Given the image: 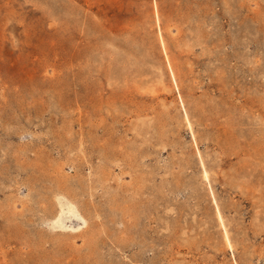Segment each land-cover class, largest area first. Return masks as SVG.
Here are the masks:
<instances>
[{
  "label": "rangeland",
  "instance_id": "rangeland-1",
  "mask_svg": "<svg viewBox=\"0 0 264 264\" xmlns=\"http://www.w3.org/2000/svg\"><path fill=\"white\" fill-rule=\"evenodd\" d=\"M0 264H264V0H0Z\"/></svg>",
  "mask_w": 264,
  "mask_h": 264
},
{
  "label": "bare ground",
  "instance_id": "bare-ground-1",
  "mask_svg": "<svg viewBox=\"0 0 264 264\" xmlns=\"http://www.w3.org/2000/svg\"><path fill=\"white\" fill-rule=\"evenodd\" d=\"M62 197V196H61ZM59 198V197H58ZM60 199V198H59ZM63 199V198H62ZM61 199V200H62ZM60 201V200H59ZM62 202V201H61ZM58 203V202H57ZM64 203V202H63ZM65 205V204H64ZM61 206V205H60ZM70 208H71V206H70ZM66 213V212H65ZM76 213H78L79 214V212L78 211H76ZM59 217V216H58ZM78 218V217H77ZM79 219H83L84 220V218L81 216V215H79ZM56 221V220H55ZM81 221V220H80ZM46 222V221H45ZM69 223V222H68ZM57 226V225H56ZM55 227V226H54ZM61 228V227H60ZM46 229V228H45ZM67 229V228H66ZM52 230V229H51Z\"/></svg>",
  "mask_w": 264,
  "mask_h": 264
}]
</instances>
